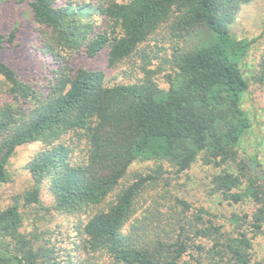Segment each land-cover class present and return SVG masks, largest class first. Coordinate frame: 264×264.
<instances>
[{"label": "trees", "instance_id": "trees-1", "mask_svg": "<svg viewBox=\"0 0 264 264\" xmlns=\"http://www.w3.org/2000/svg\"><path fill=\"white\" fill-rule=\"evenodd\" d=\"M252 1L22 0L31 57L13 59L23 46L19 27L0 31V187L12 180L18 149L39 148L23 167L30 187L0 206V264H189L187 256L263 264L255 249L264 170L244 156V138L255 126L247 94L252 81L264 82V55L248 76L254 41L230 31ZM195 30H204L202 42L181 46ZM77 54H106L122 77L73 65ZM142 160L155 161L151 172L126 182ZM197 163L210 194L249 207L233 213V232L188 201L179 179L189 181ZM150 187L155 196L144 207ZM64 224L75 228L68 252L53 240Z\"/></svg>", "mask_w": 264, "mask_h": 264}, {"label": "rangeland", "instance_id": "rangeland-1", "mask_svg": "<svg viewBox=\"0 0 264 264\" xmlns=\"http://www.w3.org/2000/svg\"><path fill=\"white\" fill-rule=\"evenodd\" d=\"M61 2L63 0H60ZM121 1V0H119ZM33 25L30 16L28 14V7L22 0H0V31H9L12 27H19L20 31V42L23 44L22 48L17 49V52L13 53V59H18L16 64H19L21 58L29 59L31 52L28 49L30 40L34 37L31 31ZM204 30H195L190 35L179 41L181 46L185 48L193 47L199 42H202L201 37L204 35ZM230 31L233 36L239 40H252V48L246 57L248 76L256 74L260 70V63L264 55V0H253L251 3L242 6L236 19L230 24ZM187 40V41H185ZM25 61V60H24ZM73 65H86L89 68L95 70L105 71L107 78L115 80L121 78L120 66L117 68H111L108 66V61L105 55L98 56L94 59H88L86 57L75 55L71 60ZM23 66V65H22ZM31 76L36 77L38 80L40 76L33 74ZM252 85L247 94V100L251 107L256 109V115H252L254 121L253 133L245 136L244 145L246 152L244 156L250 160V164L261 170V167L257 163H261L262 169L264 170V82L258 83L256 81L251 82ZM39 148V144H27L18 149L16 154L12 157L10 167V173L12 180L0 187V206L4 207L11 202L12 198L18 194H23L30 187L29 175L24 170V165L28 161L30 155ZM253 157L258 158V162L251 159ZM155 163L154 160H142L135 162L128 170V175L125 179L128 181H135L137 177L142 174L146 175L147 172H151V167ZM164 168L166 169L165 175L167 177H176L175 170L173 167L165 162ZM200 163L194 165V168L190 171L191 178L187 181L188 176L183 175L182 179H179L181 183H185L189 187V194L187 196L188 201L192 204L194 209H200L201 207L207 210L209 213L206 214V219H211L214 223L222 225L228 232L235 230L236 224L232 222L233 213L243 214V212L250 211L247 205H228L226 202H221V199L215 195L210 194L208 186L206 185L205 176L206 171ZM173 172L171 174L167 173ZM208 173V171H207ZM186 180V181H185ZM163 185V184H162ZM164 187V185H163ZM150 191L145 193L147 202L144 207L151 203V198L155 196V190L152 187ZM152 190V191H151ZM42 200L45 204L50 203V195L46 189L43 190ZM44 214V212H43ZM29 221H27L28 223ZM235 222V221H234ZM30 229V228H29ZM73 225L69 227L64 224L59 228L61 235H58V244L63 246L62 252H68L73 247V239L75 236ZM207 248L211 247V243L207 240L203 241ZM73 251V250H72ZM77 252V251H74ZM255 253L258 257L262 258L264 264V233L256 239ZM186 260L189 264H194L195 260L191 256H187Z\"/></svg>", "mask_w": 264, "mask_h": 264}]
</instances>
